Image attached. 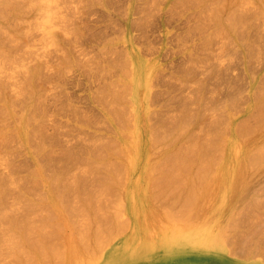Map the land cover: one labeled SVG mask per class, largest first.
<instances>
[{"label":"rangeland","instance_id":"1","mask_svg":"<svg viewBox=\"0 0 264 264\" xmlns=\"http://www.w3.org/2000/svg\"><path fill=\"white\" fill-rule=\"evenodd\" d=\"M165 19L175 21L171 28L179 45L175 57L182 60L175 68L173 84H166L168 105L159 108L161 120L146 123L145 134H133L130 116L125 108H117V134H97L101 124L94 121V113L99 108L85 103L80 113L83 110L85 119L93 120L95 126L86 121L81 123L84 134H53L75 125L63 106L69 91L78 90L86 102L92 91L109 83L107 70L93 68L88 62V56L106 57L104 51L92 46H119L124 51L127 42L137 44L142 36H163L169 31L162 26ZM0 53V264H14L16 260L18 264H264V147L258 148L262 159L255 157L253 164L250 159L243 160L250 148L254 150L264 140V127L260 134L244 132L243 138L230 133L231 118L236 124L255 125L251 112L264 98V0H0ZM124 55L126 59L120 52L113 53L126 61L128 56ZM114 126L111 124L113 131ZM229 139L238 149L237 153L232 151L231 161L225 151ZM191 140H198L197 144ZM236 159L241 161L238 175L220 195L211 176H216L223 160L230 161L232 168ZM192 167L198 173L203 167V171L209 170L208 174L204 171L209 178L205 179L203 171L197 175L200 178L203 174L205 183L197 180L202 183L196 184L191 197L194 208L192 202L187 208L182 206L184 209L174 202L175 207L171 194L177 188L183 189L181 194L187 192L184 187L188 189L192 184L189 178L192 175L194 180L196 175ZM54 168L64 169V177L53 179ZM168 180L176 182H172L173 187L168 184L170 190L164 186ZM207 198L210 201L206 205ZM161 214L166 218L157 217ZM100 216L105 218V225ZM177 216L182 219H177L179 223ZM99 218L100 226L111 221V235L107 227H97L95 219ZM28 223L34 225L32 230ZM45 223L49 224L43 231ZM94 225L96 230L102 228L103 236L99 229L101 235L95 239ZM24 226L33 232L25 235L28 230L22 229ZM51 230L58 233L54 236ZM78 230L84 233L78 235ZM31 233H35L34 242ZM174 234L177 241H172ZM183 234H187L186 241L180 238ZM80 236H89V244L87 239L86 243L78 240ZM50 240L58 245L54 247L57 252L51 249L55 244L50 245ZM36 241L43 245L39 250L41 247L45 255H40L37 247L33 251L32 247L38 246ZM73 249L76 253L71 252ZM30 251L34 255L27 262ZM51 251L56 252V258Z\"/></svg>","mask_w":264,"mask_h":264},{"label":"crops","instance_id":"2","mask_svg":"<svg viewBox=\"0 0 264 264\" xmlns=\"http://www.w3.org/2000/svg\"><path fill=\"white\" fill-rule=\"evenodd\" d=\"M162 26L169 28L163 36L159 38L142 36L143 40L137 41V44L127 42L124 51L119 46L98 47L96 45L95 47L93 45L92 48L104 51L106 57L101 59L88 56V62L91 61L93 68L102 66L105 71L107 70L109 75L107 82L109 83L92 91L89 97H86V102L85 97L78 90L69 91L63 106L67 107L68 114L66 115L75 125L71 126L70 131L68 129L71 124L67 125L66 132L55 131L53 134H84L81 123L86 124V121L90 126H95V122L101 124L97 134H117L119 121L117 108H125L126 114L130 116V121L134 124L133 134H145L144 125L146 123L160 121L159 117L162 114L159 108L168 105L165 97L166 84H173L175 68L182 60V58L175 57V49L179 46L176 42V31L172 32L171 29L176 26L175 21L165 19ZM118 52L122 53L125 59L124 54H126L127 60L123 61L113 56V53ZM76 58L79 59L78 55ZM111 84L117 88L113 89L114 86ZM85 103L99 108L94 113L95 122L91 119L86 120L83 110L82 114L80 113L81 108L87 106ZM150 108L154 109L150 110ZM108 123L110 124L109 130H107ZM102 124H106L105 128ZM111 124L115 125L114 131L111 130ZM63 171L65 170L54 168L51 177L53 179L64 177L65 172L62 174Z\"/></svg>","mask_w":264,"mask_h":264},{"label":"bare ground","instance_id":"3","mask_svg":"<svg viewBox=\"0 0 264 264\" xmlns=\"http://www.w3.org/2000/svg\"><path fill=\"white\" fill-rule=\"evenodd\" d=\"M217 9L219 10L220 8H217ZM216 14H217V13H216ZM218 14H219V13H218ZM219 15H220V14H219ZM217 16H218V15H217ZM1 53H2V52H1ZM1 53H0V54H1ZM2 54H3V53H2ZM4 54H5V53H4ZM4 58H5V56H4ZM6 59H7V58H6ZM251 108H252V106L250 107L249 111L252 110ZM251 116L254 117L255 125H253V126H251V125L236 124V123L234 122V120L231 118V119H230V123H231L230 133H231V134H234V135L237 134V136H240L241 138H243V136H244V132H245V134H247V133H248V134H253V133L260 134L261 129L264 127V98H263V99L261 100V102L259 103V106H258L255 110H253V111L251 112ZM261 124H263V126H262ZM255 126H256V127H255ZM253 127H254V128H253ZM248 134H247V135H248ZM247 135H245V137H247ZM247 138H248V137H247ZM153 141H154V140H153ZM191 141H192V142L195 141L196 144H197V141H198V140H197V141H196V140H194V141L191 140ZM155 142H156V140H155ZM176 142H177V141H176ZM178 142H179V141H178ZM199 142H200V139H199ZM199 142H198V143H199ZM188 144L190 145V143H188ZM188 144H187V145H188ZM199 144H200V143H199ZM178 145H179V144H178ZM178 145H176L177 148L179 147ZM189 145H188V146H189ZM190 146H191V145H190ZM190 146H189V147H190ZM151 147H152V145H151ZM151 147H149V148H151ZM180 147L182 148L181 144H180ZM189 147H188V148H189ZM191 147H192V146H191ZM236 147H237V144H236L234 141H232V140H230V139L227 140V142H226V144H225L226 155H228V156H227V160H228V158L233 154L232 151H234V149H235V152L237 153V150H238V149L236 150ZM262 147H264V140H262L261 144H260L258 147H255L254 150H252V149L250 148V149L246 152V155H245V157H244L243 160L246 161V162H247L249 159H250V160H252V159L254 160V158H255V157H258L259 153H261V152H259L258 148H262ZM192 148H193V147H192ZM198 148H200V147H197V149H198ZM151 150H152V148H151ZM184 150H185V149H184ZM192 150L194 151V148L191 149V151H192ZM251 151H252V152H251ZM170 152H172V151H170ZM181 152H182V151H180L179 153H181ZM250 152H251V153H250ZM174 153H176V150L173 151V154H174ZM148 154H149V153H148ZM182 154H183V153H182ZM167 155H168V154H167ZM171 155H172V154H171ZM180 155H181V154H180ZM226 155H225V157H226ZM256 155H257V156H256ZM169 156H170V155H169ZM169 156H168V157H169ZM187 156H188V154H187ZM260 156H262V154H261ZM148 157H149V156H148ZM172 157H173V156H172ZM174 157H175V156H174ZM182 157H184V156H182ZM178 158H181V157H178ZM233 158H234V157H233ZM258 158H259V159H262L263 157H262V158H261V157H258ZM169 159H172V158L169 157ZM169 159H168V160H169ZM173 159H174V158H173ZM176 159H177V158L175 157V162H173V163H176ZM181 159H182V158H181ZM181 159H180V162H182ZM185 159H186V157H185ZM187 159H188V158H187ZM189 159H190V158H189ZM231 159H232V156L229 158V160L231 161ZM227 160H226V161H227ZM253 160L251 161V164H253ZM255 160H256V158H255ZM189 161H190V160H189ZM192 161H193V160H192ZM202 161H203V160H201V165H203V164H202ZM230 161H228V162H230ZM256 161H257V160H256ZM168 162L170 163V161H168ZM177 162H179V161H177ZM190 162H191V161H190ZM199 162H200V161H199ZM228 162L225 163L224 160H223L221 166L219 167V170H218V173L216 174V176H214V177L211 176V177L213 178V182H214V184L216 185V187H217V189H218V190H216V192H218V194H220V195H221L224 191H227V189H228V185H229V184H230V185H233V184H232V182H233L232 179L234 178V175H235V174L238 175V170L240 169V168L238 169V166H237V164L239 165V164L241 163V161H240L239 159H238V160L236 159V160L232 161V163H233L232 168L229 167V164H231V163H228ZM249 162H250V161H249ZM249 162H248V163H249ZM263 162H264V161H262V163H263ZM183 163L186 165L187 162L184 161ZM257 163H258V162H255V164H257ZM259 163H260V162H259ZM262 163H261V164H262ZM184 164H183V165L181 164V165H182V166H185ZM190 164H191V163H190ZM192 164H193V163H192ZM207 164H208V163H206V165H207ZM261 164H260V165H261ZM206 165L204 164V167H206ZM209 165H210V164H209ZM168 166H169V165H168ZM170 166H171V165H170ZM174 166H175V167H178V165H174ZM174 166H173V167H174ZM186 166H190V165L188 164V165H186ZM186 166H185V167H186ZM196 166H198V165L196 164ZM248 166H250V163L248 164ZM254 166H255V165H254ZM258 166H259V165H258ZM165 167H166V164H165ZM185 167H180V166H179L178 168H181V169H182V168H185ZM198 167H199V166H198ZM204 167H203V168H204ZM239 167H240V166H239ZM252 167H253V165H252ZM171 168H172V167H171ZM190 168H191V167H190ZM192 168H193V167H192ZM194 168H195V165H194ZM194 168H193V169H194ZM200 168H202V167H200ZM203 168H202V170H200V172L203 171ZM207 168L210 169L209 166H207ZM249 168H251V167H249ZM254 168H255V167H254ZM186 169H187V170H186V172H187L189 168L187 167ZM208 169H207V170H208ZM194 170H195V172H196V175L194 176V180H192L193 177H192V175H191L192 178L190 177V178H191V179L189 178L190 182L188 181L189 183L192 182V184L189 185L188 183H186L187 186L189 185V186H188V189H187L186 187H184V189L187 190L186 193H185V191H184V192H182L183 194H181V191H182L183 189L181 190V189H179V188H177V187H176V188H177L178 190H177V191L175 190L176 192L174 191V192L176 193V195H175V193L172 191L173 189H172L171 191H169L170 189H169L168 184L170 185V183H171V186H172V185H173L172 182H174V181H171V182H170V181L168 180V181L166 182V183H167V184H166L167 186L164 185V186L166 187V189H169V190H167V191H165V192H170V193L173 192V193H174V195L171 194V197L174 196V198L172 199V200H173L172 202H173V203H174V202H175V203H176V202H179V203L181 204V205H180V204L178 203L180 207H182V206H186V208H187V204H189L190 202L193 203V200H192L193 198H191V197H192V196L194 195V193L196 192V188H195V187H196L197 185H199V182L202 183V181L197 182V180H203V174H202V176L199 178V177H197V175H199L200 172L198 173V170H197V171H196V169H194ZM231 170H232V171H231ZM184 171H185V169H184ZM192 171H193V170H192ZM204 171H205V169H204ZM204 171H203V172H204ZM208 171H209V170H208ZM208 171H207V172L205 171V172L208 174V173H210V171H209V172H208ZM182 172H183V171H182ZM195 172H191V173H195ZM205 172H204V175L206 174ZM197 173H198V174H197ZM149 175H150V174H148V177H150ZM209 176H210V174H209ZM146 177H147V175H146ZM196 177H197V178H196ZM205 177H206V175H205ZM205 177H204V178H205ZM207 177H208V176H207ZM207 177L205 178L206 180L209 178V177H208V178H207ZM144 178H145V176H144ZM144 178H143V179H144ZM201 178H202V179H201ZM169 179H170V178H169ZM205 179H204V180H205ZM210 179H211V178H210ZM210 179H209V180H210ZM204 180H203V184L205 183ZM211 180H212V179H211ZM156 182H157V181H155V183H156ZM155 183H154V185H155ZM180 183H181V182H180ZM180 183L177 184V185L180 186V185H181ZM197 183H198V184H197ZM201 183H200V185H202ZM208 183H209V181H208ZM208 183H207V184H208ZM52 184H53V183H52ZM157 184H160V182H159V183L157 182ZM163 184H165V183H163ZM174 184H176V182H174ZM196 184H197V185H196ZM212 184H213V183H212ZM154 185H153V186H154ZM161 185H162V183H161ZM164 186H162V188H164ZM171 186H170V187H171ZM181 186H185V183H183V185H181ZM202 186H203V185H202ZM206 186H208V185H206ZM206 186H205V187H206ZM243 186L245 187V185H243ZM167 187H168V188H167ZM172 187H173V186H172ZM172 187H171V188H172ZM198 187H199V186H198ZM244 187H243V188H244ZM154 188H155V187H154ZM158 188L160 189V191L162 190V188H160V187H158ZM200 188H201V186L199 187V189L197 188V190L201 192L202 189H200ZM229 188H230V187H229ZM139 189L141 190V188H139ZM152 189H153V188H152ZM159 189H158L157 191H159ZM166 189L164 188V190H166ZM210 189H211V187H210ZM210 189H209V190H210ZM137 190H138V189H137ZM153 190H154V189H153ZM155 190H156V188H155ZM164 190H163L162 193H165ZM204 190H205V188H204ZM206 190H207V189H206ZM209 190H207V191H209ZM212 190H213V189H212ZM241 190H243V189H240L239 191H241ZM138 191H139V190H138ZM151 191H152V190H151ZM198 191H197L196 194H198ZM200 192H199V193H200ZM216 192H215V193H216ZM152 193H153V192H152ZM207 193H208V192H207ZM207 193H206V196H207ZM225 193H226V192H225ZM228 193H229V192H228ZM241 193H242V191H241ZM241 193H240V194H241ZM55 194H56V193H55ZM55 194H54V195H55ZM149 194H150V193H149ZM156 194L158 195L159 192L156 193ZM168 194H169V193H168ZM200 194H201V193H200ZM137 195H138V193H137ZM157 195H156V196H157ZM159 195H162V194H159ZM159 195H158V196H159ZM166 195H167V194H164L165 198H166ZM57 196H59V195L57 194ZM197 196H199V198H200V195H199V194H198ZM197 196H196V197H197ZM206 196H205V197H206ZM238 196H240V195H238ZM59 197H60V196H59ZM59 197H58L57 199H59ZM140 197H141V196H140ZM168 197H169V195H168ZM215 197H216V196H215ZM90 198H91V197H90ZM158 198H159V197H158ZM160 198H161V196H160ZM162 198H163V196H162ZM150 199H151V198H150ZM152 199L155 200L154 197H153ZM156 199H157V197H156ZM166 199H167V198H166ZM166 199H165V201H166ZM168 199H169V198H168ZM168 199H167V200H168ZM201 199H202V198H201ZM216 199H217V198H216ZM224 199H225V198H224ZM160 200H161V199H160ZM160 200H159V201H160ZM163 200H164V199H163ZM169 200L171 201V199H169ZM169 200H168V201H169ZM191 200H192V201H191ZM202 200H203V199H202ZM55 201L57 202V200H55ZM59 201L61 202V200H59ZM85 201H86V200H85ZM87 201H88V200H87ZM155 201H156V200H155ZM168 201H167V203H168ZM170 201H169V202H170ZM199 201H201V200H199ZM207 201H210V200H208V198H207L206 202H207ZM217 201H218V200H217ZM60 202H59V203H60ZM89 202H90V201H88V203H89ZM172 202H170V203L173 204ZM222 202H223V201H222ZM59 203H58V204H59ZM62 203L64 204L65 202L62 201ZM62 203H60L59 206H62V205H63ZM165 203H166V202H165ZM170 203H169V204H170ZM175 203L173 204V206L175 205ZM200 203H201V202H200ZM210 203H211V202H210ZM215 203H216V202H215ZM244 203H245V201H244ZM61 204H62V205H61ZM86 204H87V203H86ZM194 204H195V203H193V208H194ZM204 204H205V203H204ZM207 204H208V202L206 203V205H207ZM222 204H223V203H222ZM64 205H65V207H63V208H66V203H65ZM189 205H191V204H189ZM197 205H198V204H197ZM197 205H196V206H197ZM212 205H213V203H212ZM243 205H244V204H243ZM243 205H242V206H243ZM2 206H3V205H2ZM91 206H92V205H91ZM166 206H167V205H166ZM169 206H170V205H169ZM173 206H172V208H173ZM179 206H178V207H179ZM199 206H200V205H199ZM208 206H209V205H208ZM239 206H240V205H239ZM0 207H1V206H0ZM161 207H162V206H160L159 208H161ZM167 207H168V206H167ZM167 207H166V208H167ZM175 207H177V205H175ZM189 207H192V206H188V208H189ZM205 207H206V206H205ZM1 208H2V207H1ZM60 208H62V207H60ZM84 208H85V207H84ZM90 208H93V207H90ZM153 208H154V207H153ZM168 208H171V207H168ZM168 208H167V209H168ZM206 208H207V207H206ZM210 208H212V207H210ZM88 209H89V208H88ZM94 209H95V208H94ZM155 209H157V211H158V208L155 207ZM182 209H184V208L182 207ZM198 209H201V208L199 207ZM203 209H204V208H203ZM208 209H209V208H208ZM208 209H207V210H208ZM219 209H220V208H219ZM63 210H64V209H63ZM66 210H67V209H66ZM89 210H90V209H89ZM146 210H147V209H146ZM153 210H154V209H153ZM153 210H152V211H153ZM160 210H161V209H160ZM173 210H174V208H173ZM175 210H176V209H175ZM187 210H188V209H186V211H187ZM191 210H192V209H190V211H191ZM194 210H195V209H194ZM64 211H65V210H64ZM150 211H151V210H150ZM155 211H156V210H155ZM178 211H179V209H178ZM184 211H185V210L180 211V212L182 213V212H184ZM190 211H189V212H190ZM199 211H200V210H199ZM199 211H198V212H199ZM201 211H202V210H201ZM201 211H200V212H201ZM1 212H2V211H1ZM68 212H69V211H68ZM95 212H96V210H95ZM160 212H161V211H159V213H160ZM164 212H165V211H164ZM164 212L162 211V213H164ZM170 212H171V211H170ZM170 212H169V216L171 217ZM176 212H177V211H176ZM180 212H178V213H179V216H180ZM193 212L195 213L196 211H192L191 213L193 214ZM235 212H236V211H235ZM71 213H72V212H71ZM71 213H70V216H71ZM80 213H82V212H80ZM138 213H139V211H138ZM143 213H144V212H143ZM150 213H151V212H150ZM150 213H149V214H150ZM154 213H155V212H154ZM157 213H158V212H157ZM165 213H166V212H165ZM172 213L174 214L175 212L172 211ZM172 213H171V214H172ZM185 213H186V212H185ZM219 213H220V212H219ZM93 214H94V212H93ZM139 214H140V213H139ZM144 214H145V213H144ZM147 214H148V212H147ZM182 214H183V213H182ZM182 214H181V216H182ZM187 214H188V213H187ZM192 214H190V215L192 216ZM198 214H199V213H197V217H198ZM208 214H209V213H208ZM237 214H240V212L237 213ZM237 214H236V217H237ZM3 215H4V214H3ZM94 215H95V214H94ZM94 215H93V216H94ZM96 215H97V213H96ZM137 215H138V214H137ZM152 215H153V214H152ZM154 215H155V214H154ZM154 215H153V216H154ZM161 215H162L161 217H159L160 215H159V216L157 215V217H158V218H162L163 215H165V214H161ZM175 215H176V214H175ZM175 215H174V216H175ZM183 215H184V214H183ZM194 215H195V217H194V216H193V217L196 218V214H194ZM80 216H81V215H80ZM83 216H84V215H83ZM93 216H92V218H94ZM106 216H107V215H104V217H106ZM150 216H151V215H150ZM167 216H168V215H167ZM172 216H173V215H172ZM179 216L176 217V221H177V219H179ZM188 216H189V214H188ZM188 216H187V217H188ZM208 216H209V215H208ZM84 217H85V216H84ZM84 217H83V218H84ZM87 217H89V216H87ZM87 217H86V218H87ZM100 217H101V216H100ZM107 217H109V216H107ZM144 217H145V216H144ZM92 218H91V219H92ZM101 218H102V217H101ZM101 218H99L98 221H97V219H95L96 224L99 223V224L97 225V227L100 226V222H101V221H102V224L104 223V221H106L105 218H104V219L102 218L103 220H101ZM113 218H114V216H113ZM150 218H151V217H150ZM152 218H153V217H152ZM155 218H156V217H155ZM155 218H154V219H155ZM158 218H157V219H158ZM164 218H166V215L164 216ZM168 218H169V217H168ZM188 218H189V217H188ZM194 218H192V219H194ZM206 218H207V217H206ZM209 218H210V217H209ZM218 218H221V217H218ZM3 219H4V218H3ZM26 219H27V218H26ZM26 219H25V220H26ZM70 219H71V218H70ZM72 219H74V218H72ZM169 219H170V218H169ZM169 219H168V220H169ZM174 219H175V218H174ZM180 219H181V217H180ZM180 219H179V220H180ZM210 219H211V218H210ZM212 219H213V218H212ZM212 219H211V220H212ZM6 220H7V219H6ZM25 220H24V219L22 220L23 223L26 222ZM28 220H29V219H28ZM74 220H75V219H74ZM87 220H89V219H87ZM100 220H101V221H100ZM107 220H108V219H107ZM110 220H112V217L110 218ZM110 220H108L109 223H108L107 226H104L105 223H104V225H101V226H103V227H102L103 230H105L106 227L108 228V231L110 230L109 228L111 227V225H110V227H108L109 224H110V222H111ZM159 220L161 221L162 219H159ZM166 220H167V219H166ZM188 220H190V219H188ZM1 221H2V220H1ZM15 221H17V220H15ZM15 221H13V222L16 223ZM20 221H21V219H20ZM22 221H21V222H22ZM24 221H25V222H24ZM77 221H79V220H78V217H77ZM84 221H85V220H83L82 222H84ZM108 221H107V222H108ZM136 221H137V220H136ZM180 221H182V219H181ZM180 221H177V223H179ZM186 221H187V220H186ZM7 222H8V221H7ZM29 222H30V220H29ZM82 222H80V223H82ZM87 222H88V221H87ZM87 222H85V223H87ZM93 222H94V221H93ZM116 222H118V221H116ZM144 222H145V221H144ZM149 222H151V221H149ZM167 222H168V221H167ZM221 222H222V221H221ZM227 222H228V221H227ZM69 223H71L70 226L73 225V224H72L73 222H69ZM78 223H79V222H78ZM78 223H76V224H78ZM94 223H95V222H94ZM119 223H120V222H118V225H120V227H121V224H119ZM152 223H153V222H152ZM161 223H162V222H161ZM164 223H165V222H164ZM171 223H172V222H170L169 225H170ZM181 223H182V222H181ZM187 223H188V222H187ZM189 223H190V222H189ZM8 224H9V223H8ZM18 224H19V223H17V225H18ZM20 224H21V223H20ZM26 224H27V223H26ZM28 224H29V223H28ZM48 224H49V223H48ZM48 224L45 223V224H43V227H41V226H40V227H41L42 230H43V228H45L44 225H48ZM96 224H95V225H96ZM106 224H107V223H106ZM111 224H112V223H111ZM114 224H116V226H115L116 228L119 227V226L117 225V223L114 222ZM185 224H186V223H185ZM226 224H227V223H226ZM10 225H11V224H10ZM10 225H9V226H10ZM12 225H13V224H12ZM17 225H15V226H17ZM23 225H25V224H23ZM29 225H31V224H29ZM39 225H40V224H39ZM49 225H51V226L54 225L53 228H56V229H57V227H58V226H55L56 224H51V222H50ZM78 225H79V224H78ZM81 225L83 226L84 224H81ZM95 225H94V226H95ZM177 225H179V224H177ZM182 225H183V224H182ZM9 226H8V227H9ZM26 226H27V225H26ZM26 226H24V228H22V227H21V228L24 229V230L26 231V230H28V229H31L34 225H31V227H30V226H27V227H29L28 229H25ZM36 226H38V225H36ZM85 226H86L87 228L85 227L86 229H84V230H86L87 232H89L90 230L88 231V229H90V228H88L87 225H85ZM101 226H100V227H101ZM40 227H39V228H40ZM74 227H75V226H73L72 228H74ZM76 227H77V225H76ZM79 227H80V226H78V228H79ZM97 227H96V226L93 227V229L96 231V234H95L93 231H92V233H91V234H93V235L95 234V235H94V237L96 236L95 239H96L99 235H101V234H102L101 231H103L102 228H101V229L98 228L97 230L100 229L99 232L101 233V234H99V232L95 229V228H97ZM113 227H114V225H113ZM120 227L118 228L119 230H120ZM185 227H186V225H185ZM188 227H189V225H188ZM10 228H12V227H10ZM10 228H9V229H10ZM16 228H17V227H16ZM18 228L20 229V226H18ZM41 228H40V229H41ZM46 228H47V227H46ZM46 228H45V229H46ZM53 228H52V229H53ZM78 228H77V229H78ZM107 228H106V230H107ZM186 228H187V227H186ZM5 229H6V228H5ZM40 229H38V230H40ZM91 229H92V228H91ZM173 229H174V228H173ZM6 230H7V229H6ZM14 230H15V229H14ZM17 230H18V229H17ZM31 230H32V229H31ZM31 230L26 231L27 233L25 232V235L29 234V231H30V232H33V231H31ZM33 230H34V229H33ZM38 230L36 229V230H34V231H38ZM54 230H55V229H54ZM54 230H51V232L53 233ZM71 230L74 231V229H71ZM79 230H80V229H79ZM79 230H78L77 234L81 231V230H80V231H79ZM174 230H175V229H174ZM174 230H173V231H174ZM43 231H44V230H43ZM59 231H60V230H59ZM73 231H72V233H73ZM86 231H85V233H86V235H87V232H86ZM115 231H116V229L114 230V232H115ZM7 232H8V230H7ZM14 232H15V231H14ZM14 232H13V233H14ZM18 232H19V231H17V233H18ZM20 232H21V230H20ZM39 232H40V231H39ZM51 232H45V233H51ZM75 232H76V231H75ZM97 232H98V233H97ZM109 232H110V231H109ZM9 233H10V232H9ZM11 233H12V232H11ZM13 233H12V234H13ZM17 233H16V234H17ZM55 233L57 234L58 231L55 232ZM55 233H53L54 236H55ZM81 233H84V232L82 231ZM81 233H79V234H81ZM111 233H113V232H110V235H111ZM117 233H118V231H117ZM172 233H173V232H172ZM18 234H19V233H18ZM21 234H24V233L21 232ZM31 234H33V233H31ZM31 234H30V235H31ZM34 234H35V233H34ZM34 234H33V235H34ZM38 234H39V233H38ZM75 234H76V233H75ZM79 234H78V235H79ZM106 234H107V233H105L104 235H106ZM115 234H116V233H115ZM25 235H24V237H25ZM53 235H52V236H53ZM73 235H74V234H73ZM88 235H89V233H88ZM97 235H98V236H97ZM110 235H109V237H111ZM113 235H114V234H112V237H113ZM168 235H169V234H168ZM178 235H179V234H178ZM185 235H187V234H185ZM185 235L183 234V235L180 237V238H183V239H181V240L186 241V237H185ZM22 236H23V235H22ZM36 236H37V235H36ZM40 236H41V232H40ZM49 236H50V235H49ZM49 236H48V239H49ZM54 236H53V238L55 239ZM102 236H103V234H102ZM106 236H108V235H106ZM183 236H184V237H183ZM27 237H28V236H27ZM32 237H33V236H32ZM38 237H39V236H38ZM84 237H85V238H84ZM88 237H89V236H88ZM88 237L86 238V236H82V237L80 236V238H82V239H78V240H82V241L85 242V240L87 239L86 242H88V241H89ZM90 237H92V236H90ZM100 237H101V236H100ZM100 237H99V238H100ZM109 237H108V238H109ZM114 237H115V235H114ZM172 237H173L172 241H173V240H174V241H177V240H178V238L175 239V238L177 237L176 234H174ZM17 238H20V237H17ZM17 238H15V239H17ZM25 238H26V237H25ZM25 238H24V239H25ZM29 238H30V237H29ZM39 238H40V237H39ZM41 238H42V237H41ZM46 238H47V236H46ZM51 238H52V237H51ZM62 238H63V237H62ZM83 238H84V239H83ZM92 238H93V237H92ZM104 238H105V237H104ZM108 238H107V240L110 239V238H109V239H108ZM31 239H33V242H34V241H35V240H34V239H35V235H34V238H31ZM101 239H103V238H101ZM101 239H100V240H101ZM28 240H29V239H28ZM98 240H99V239H98ZM98 240H96V241H98ZM14 241H15V240H14ZM25 241H26V244H27V240H25ZM40 241H41V239H40ZM51 241H52V240H50L48 243H50V245L53 246L56 242H55V243L52 242V243H54V244H51ZM96 241H94V243H95ZM101 241H102V240H101ZM105 241H106V240H105ZM105 241H104V242H105ZM7 242H9V240H8ZM10 242H11V239H10ZM12 242H13V241H12ZM28 242H30V244L34 245V243H33L32 241L29 240ZM31 242H32V243H31ZM38 242H39V241H38ZM59 242H60V241H59ZM62 242H63V244H64V241H62ZM62 242H60V243L62 244ZM80 242H81V241H80ZM80 242H79V243H80ZM86 242H85V243H86ZM39 243H40V242H39ZM85 243L82 242L81 245L84 246ZM94 243H92V244H94ZM97 243H100V241L97 242ZM97 243H96V244H97ZM13 244H14V242H13ZM36 244L38 245L37 241H36ZM36 244H35V245H36ZM68 244H69V243H68ZM88 244H89V242H88ZM96 244H94V245H96ZM9 245H10V244H9ZM11 245H12V244H11ZM39 245H40L41 247L43 246V245H41V244H39ZM39 245H38V246H33V247H32V248H33V251H34V249L37 247V248H38L37 250L40 252V250H42V249H41V247H40V250H39ZM45 245H46V244H45ZM48 245H49V244H48ZM50 245H49V247H50ZM69 245L72 246V247L74 246L73 244H69ZM86 245H87V244H85V247H86ZM104 245H105V244H104ZM214 245H216V244H214ZM0 246H1V245H0ZM14 246H15V245H14ZM14 246H10V247H14ZM60 246H61V245H60ZM60 246H59V248H62V247H63V246H62V247H60ZM82 246H80L81 249H82ZM90 246H91V244H90ZM98 246H99V245H98ZM98 246H97V247L95 246L96 249L99 248ZM54 247H57V248H58V245L56 246V244H55V246L51 247V249L54 248ZM77 247H78V246H77ZM85 247H84L83 249H85ZM6 248H8V247H6ZM19 248H20V247H19ZM21 248H23V245H22ZM42 248H43V247H42ZM57 248H54V249H53V252H54L55 250H56V252H57ZM86 248H87V247H86ZM23 249H25V248H23ZM27 249H30V248L27 247ZM51 249H50V250H51ZM63 249H64V248H63ZM70 249H72V248L70 247ZM83 249H82V250H83ZM14 250H16V247H15ZM17 250H19V249H17ZM21 250H22V249H21ZM43 250H44V249H43ZM59 250H60V249H58V251H59ZM67 250H68V248H67ZM75 250H76V249H75ZM78 250H79V249H78ZM100 250H101V249H100ZM0 251H2V248L0 249ZM84 251H85V250H84ZM84 251H82V252H84ZM8 252H9V251H8ZM8 252H7V253H8ZM12 252H13V250H12ZM14 252H15V251H14ZM26 252H27V251H26ZM41 252H42V251H41ZM41 252H40V255H45V254H44L45 251H44L43 254H41ZM53 252L51 251L50 253H52V255H54L56 252H55L54 254H53ZM61 252H64V251L61 250ZM71 252H72V253H73V252L76 253V252L74 251V249H73V251L71 250ZM85 252H86V251H85ZM87 252H88V250H87ZM89 252H93V253H94L93 250H92V251L89 250ZM1 253H3V252H1ZM1 253H0V254H1ZM18 253H19V252H18ZM18 253H17V254H18ZM29 253H31V251H30ZM34 253H35V252H34ZM36 253H37V252H36ZM72 253H71V254H72ZM98 253H99V252H98ZM31 254H32V255H31ZM31 254H30L31 256L29 255L30 258L28 257V258L26 259V261H27L28 259L30 260L31 257L34 255L33 253H31ZM57 254H58V253H57ZM59 254H60V252H59ZM62 254H64V253H62ZM62 254L59 255V256L61 257ZM71 254H70L69 256H71ZM89 254H91V253H89ZM96 254H97V252H96ZM18 255H19V254H18ZM21 255H22V254H21ZM36 255H37V254H36ZM11 256H12V255H11ZM37 256H38V255H37ZM54 256H55V255H54ZM56 256H57V255H56ZM56 256H55V258H56ZM63 256H65V255H63ZM76 256H78V255H76ZM80 256H81V255H80ZM80 256H79V257H80ZM16 257H17V256H16ZM22 257H23V256H22ZM41 257H42V256H40L39 258L41 259ZM51 257H53V256H51ZM66 257H67V254H66ZM72 257H73V254H72ZM72 257H71V259H72ZM79 257H78V258H79ZM81 257H82V256H81ZM81 257H80V258H81ZM87 257H88V256H87ZM90 257H91V256H89L88 259H90ZM94 257H95V256H94ZM97 257H98V256H97ZM12 258H13V256H12ZM17 258H18V257H17ZM23 258H24V257H23ZM37 258H38V257H37ZM46 258L49 259V258L47 257V254H46ZM67 258H68V257H67ZM67 258H65V259H67ZM75 258H76V257L74 256V260L77 262L78 259L76 260ZM18 259H20V258H18ZM32 259H33V258H32ZM60 259H61V258H60ZM60 259H59V261H61ZM62 259H63V261H64V257H63ZM71 259H70V261H71ZM14 260H16V259L14 258ZM14 260H12V261H14ZM24 260H25V258H24ZM29 260H28L27 262H30ZM43 260H45V259H43ZM49 260H50V259H49ZM57 260H58V259H56V261H57ZM79 260H80V259H79ZM90 260H91V259H90ZM31 261H32V263H33V260H31ZM37 261H38V259H37ZM41 261H42V260H41ZM41 261H40V262H41ZM54 261H55V260H54ZM68 261H69V259H68ZM82 261H83V260H82ZM82 261H81V262H82ZM88 261H89V260H88ZM88 261H87V262H88ZM16 262H17V260H16ZM16 262H15V263H16ZM19 262H20V261H18L16 264H18ZM22 262H25V261H22ZM38 262H39V261H38ZM40 262H39V263H40ZM66 262H67V260H66ZM78 262H80V261H78ZM15 263H14V264H15ZM35 263H36V262H35ZM46 263H48V262L46 261ZM46 263H44V264H46ZM49 263H50V261H49ZM51 263H52V262H51ZM56 263H58V262H56ZM61 263H62V261H61ZM12 264H13V263H12ZM27 264H29V263H27ZM30 264H31V263H30ZM53 264H54V263H53ZM73 264H75V263H73ZM79 264H80V263H79ZM87 264H88V263H87Z\"/></svg>","mask_w":264,"mask_h":264}]
</instances>
